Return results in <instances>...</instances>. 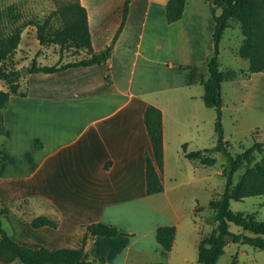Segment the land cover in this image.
Listing matches in <instances>:
<instances>
[{
  "label": "crops",
  "instance_id": "0c3cea01",
  "mask_svg": "<svg viewBox=\"0 0 264 264\" xmlns=\"http://www.w3.org/2000/svg\"><path fill=\"white\" fill-rule=\"evenodd\" d=\"M167 1L80 0L87 9L96 51L113 42L129 3L108 62L51 72L28 71L21 76L27 94L10 96L3 110L5 131L0 133V207L9 209L1 219L18 242L35 246L40 242L32 238L42 232L47 234L42 237L47 247L74 246L68 236L82 225L103 221L117 226L121 233L90 237L86 249L93 259L107 250L106 264L189 261L186 254L175 253L184 214L172 201L166 183L173 182L174 196L179 198L183 184L200 178H182L181 164H177L178 173L170 176L168 156L176 152L197 170L208 165L185 157L183 145L191 151L216 143V112L205 104L202 84L209 74L207 58L214 50L215 20L207 1L186 0L182 17L168 22ZM234 35L238 41L233 53L239 55L245 36L240 23L233 21L221 39L219 59L223 67L247 69L245 58V66L223 65L224 40L227 37L228 44ZM222 95L223 106L226 97H231L264 113V71L224 80ZM149 104L158 106L163 116L164 190L154 194L146 192L145 154L152 152V144L144 111ZM210 136L214 144L208 146ZM163 197L171 205L170 214L152 204L153 199ZM198 204L196 201L193 214ZM34 205H39L38 210ZM41 214L56 219L58 226L33 227L31 219ZM143 220L148 222L146 227L140 225ZM164 224L176 226L170 250L156 238L157 227ZM189 234L187 239L190 236L198 247L202 230L190 229ZM0 264L22 263L0 257Z\"/></svg>",
  "mask_w": 264,
  "mask_h": 264
},
{
  "label": "trees",
  "instance_id": "16d2710c",
  "mask_svg": "<svg viewBox=\"0 0 264 264\" xmlns=\"http://www.w3.org/2000/svg\"><path fill=\"white\" fill-rule=\"evenodd\" d=\"M212 11L215 28L213 32L214 50L207 58L209 74L202 79L204 87L203 100L209 107L215 109L216 143L205 149L186 151L184 155L202 165L212 166L217 159L214 152H222L226 156L222 173L226 184L221 192H217L208 202L211 215L207 219L215 224L210 233L204 235L198 243V263L217 264L218 259L225 253L230 242H241L252 245L264 251V219H259L255 214L234 211L230 204L232 200H240L247 196L264 194V158L244 168L238 181L235 182V173L243 165L251 163L255 153L264 152V140H256L244 148L243 151L232 154L230 144L225 139L223 127V95L222 82L240 76H247L252 72L264 71V0H205ZM186 0H168L166 3V18L168 22L180 19L184 12ZM129 3L123 11L122 25L116 33L113 42L122 30L123 23L128 14ZM56 15L60 19L58 27L50 25L51 17ZM233 21H238L245 36L238 53L249 62L247 69L223 67L219 59L220 42L224 31L231 26ZM23 27L17 25L9 31L1 27L0 18V80L7 85V89L0 88V133L5 131L3 123V110L7 107L10 96L18 94L25 96L27 91L20 82L21 69L9 65L22 38ZM38 39L41 43L53 41L61 46V50L73 48L81 56L78 59L62 64H39L35 60L28 67L29 72H51L70 66L95 65L108 62L113 51V42L106 48L96 51L92 46V38L88 24L86 7L80 0H66L46 16L38 27ZM106 79L110 82L108 72ZM144 122L152 144V152L145 154L146 192L158 193L164 190L161 174L164 168V142H163V116L162 110L149 104L144 111ZM36 146L40 148L42 141L38 139ZM2 158L0 156V162ZM6 206L0 207V257L7 261L19 260L22 264H106L107 250L98 259L91 258L86 249L90 237L111 236L121 233L119 228L111 223L96 221L82 225L83 232L76 237H67L69 242L76 245L60 246L55 248L43 244L30 246L15 240L3 227L1 216L8 213ZM35 228L48 225L56 228L59 222L46 215H37L31 219ZM235 224L240 230L233 231L231 225ZM247 232H249L247 234ZM176 236V226L164 224L157 227L156 238L167 250L173 246ZM234 264V262H233Z\"/></svg>",
  "mask_w": 264,
  "mask_h": 264
},
{
  "label": "rangeland",
  "instance_id": "374dc122",
  "mask_svg": "<svg viewBox=\"0 0 264 264\" xmlns=\"http://www.w3.org/2000/svg\"><path fill=\"white\" fill-rule=\"evenodd\" d=\"M64 1L66 0H0L2 29L9 31L17 25L23 27V40L12 55L11 61L8 63L9 65L21 69L23 66L29 67L34 60L39 64H62L78 59L81 56L73 48L61 50V46L58 43H54L53 41L41 43L38 39L39 25L52 10L56 9ZM59 24L60 19L56 15L52 16L50 21L52 29L58 27ZM237 41L238 37L235 35L230 38L228 44L227 37L225 38L222 55L223 65L241 67L247 63L244 58L233 53V47ZM0 86L5 88V83L1 80ZM223 109L225 138L230 143L229 149L232 154L243 151L244 148L251 146L255 140H264V113L251 110L231 97H226ZM257 129H259L258 133H254ZM207 144L208 146L214 144L213 136L209 137ZM214 156L217 159L214 165L202 166L197 170H193L190 162L183 156H178L176 152L168 156V174L170 176L178 173L176 171L178 169L177 164H181L183 168L182 178H200L192 184H183L179 188L181 192V197L179 198L174 196L172 188L173 182L169 179L166 183L172 201L178 204V207L184 214V217L180 220V233L175 253L178 255L182 253L186 254L189 260L186 264H198L197 243L194 244V242L190 241V236L187 239V235H190L189 230L199 229L202 230L204 235L211 232L215 224L207 220L211 215V210L207 205L211 197L215 196L217 192L223 191L226 184V178L222 173L226 156L222 152H215ZM262 158H264V152H256L252 162L244 164L243 168L235 173V182L238 181L244 168H247L250 164ZM32 197L37 199L35 195H32ZM196 201L199 204L196 214H193L191 210ZM152 204L156 209L165 214L171 213V205L164 197L159 200L153 199ZM37 206L39 205H34V208ZM230 207L234 211L255 214L257 218L264 219V194L247 196L240 200H232ZM35 209L38 210V208ZM35 209H32L31 212L35 213ZM146 220L140 222V225H143L142 227L148 225ZM231 229L238 231L240 227L232 224ZM82 232L83 229L80 227L75 233L76 237ZM41 233L36 232L32 239L33 241L37 240L36 242H40L41 244H46L45 241H42L45 240L42 237H45L47 234L42 235ZM233 262L234 264H264V251L247 243L230 242L226 248V252L218 259L217 264H233Z\"/></svg>",
  "mask_w": 264,
  "mask_h": 264
},
{
  "label": "water",
  "instance_id": "95a60500",
  "mask_svg": "<svg viewBox=\"0 0 264 264\" xmlns=\"http://www.w3.org/2000/svg\"><path fill=\"white\" fill-rule=\"evenodd\" d=\"M28 72V67H21V74L25 75Z\"/></svg>",
  "mask_w": 264,
  "mask_h": 264
}]
</instances>
